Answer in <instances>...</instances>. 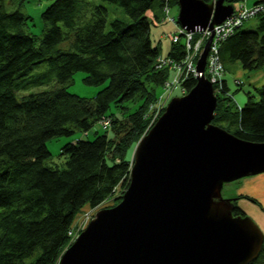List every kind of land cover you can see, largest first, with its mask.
Returning a JSON list of instances; mask_svg holds the SVG:
<instances>
[{"label":"trees","instance_id":"16d2710c","mask_svg":"<svg viewBox=\"0 0 264 264\" xmlns=\"http://www.w3.org/2000/svg\"><path fill=\"white\" fill-rule=\"evenodd\" d=\"M104 1L122 6L128 19L108 22V8L96 0H53L42 11V32L34 34L32 16L0 0V264H58L71 232L77 233V217L116 201L129 185L133 155L127 156L128 149L146 131L156 89L165 88L171 69L158 65L160 46L150 37L146 12L154 0ZM159 1L164 9L178 4ZM254 4L261 5L253 15L257 26L243 29V22L219 40L222 64L239 61L248 70L264 66V0ZM184 47L181 39L173 40L167 57L181 61ZM43 61L45 70L30 73ZM77 70L86 72V83L106 85L91 97L70 92ZM52 78L58 86L18 94ZM196 81L192 74L184 77V93ZM214 90L219 93L212 121L239 138L264 141V83L235 107L224 79ZM112 104L120 115L108 112ZM104 117L110 118L106 125ZM97 124L105 127L103 133L97 129L92 139L62 146L63 167L44 163L51 156L48 139L76 130L88 133ZM234 201L233 213L246 214ZM249 264H264V242Z\"/></svg>","mask_w":264,"mask_h":264},{"label":"water","instance_id":"95a60500","mask_svg":"<svg viewBox=\"0 0 264 264\" xmlns=\"http://www.w3.org/2000/svg\"><path fill=\"white\" fill-rule=\"evenodd\" d=\"M178 6L177 21L188 30L212 29L235 8L225 0ZM211 38L196 61L195 85L173 96L137 142L122 200L97 210L58 264H249L258 256L263 230L250 215L233 213L222 188L264 171V141L212 121L218 100L204 72Z\"/></svg>","mask_w":264,"mask_h":264},{"label":"rangeland","instance_id":"374dc122","mask_svg":"<svg viewBox=\"0 0 264 264\" xmlns=\"http://www.w3.org/2000/svg\"><path fill=\"white\" fill-rule=\"evenodd\" d=\"M52 1L53 0H7V6L9 7V9L19 8L24 14L32 16V18L29 19L30 30L34 34H39L40 32H42V29L44 27V22L41 17L42 11ZM244 1L247 4L246 2L247 0H244ZM96 2H102L108 8V15H107L108 22H110V20L115 17L128 19V15L122 6L115 4V3L108 2V1H104V0H96ZM252 2L253 0H249L250 5L253 4ZM237 3L238 2L235 3V7ZM169 9H170L169 14H166L165 9L160 6V1L154 0L153 5L146 12L149 19L151 20L150 37H151L152 43L154 45L160 46V54L162 57H167L168 51L173 41L172 34L174 32H178L179 30V22L177 21L179 6L178 4L173 5ZM171 16H174V19H172ZM256 26H257V17L252 16L249 19L244 21L241 28L250 29V28H255ZM184 40H185V36L182 35L181 41H184ZM210 47H211V43L209 45V49ZM46 68H47V62L43 61L40 64L36 65L31 70L30 73L35 74L39 71L45 70ZM222 68H223L222 74L225 73V76L228 80L229 93L232 94V102H233L234 107L237 104H242L247 99L246 89L250 87L249 77H250V73L253 72L254 70H248V69L243 68L239 61H226L225 65L223 64ZM85 75H86L85 71L77 70L73 75V80L67 86L68 90L72 93H76L81 96L91 97L94 94H96L98 90H100L103 86L106 85V83L88 84L83 79ZM173 77H174V71L171 69L170 74H169V79L172 80ZM237 77H242L244 79V82L246 83L245 84L243 83L244 85L241 84L242 80H239V79L236 80L235 78ZM180 82L181 80L179 79V81L173 84V86H171L168 91H166L163 85H160L159 87H157L156 92H157L158 98L156 99L154 103H152V105H150V110L151 111L153 110L154 112H153V115H151V119L149 121V125L146 131L141 135V137L146 134L147 130L158 119V116L160 115L159 112H161L163 109L162 107L163 104H165L166 106L173 96H179V95L184 94V90L182 86L180 85ZM58 85L59 83L57 82V80L55 78H52L43 84L30 85L26 89H21L18 91V94L21 95V94H25L28 92L42 90V89H50ZM213 87H216L215 83L213 84ZM160 95H163V97L161 98ZM156 109L157 111H159L158 115H157V111H155ZM108 112H117L118 115H120V110L113 104L111 105ZM97 129L100 131V133H103L105 130V127L97 124L92 129H90L88 133L82 130H76L74 133L70 135H57V136L51 137L50 139L47 140V145L51 152V156L45 159L44 163L49 166L63 167L65 158L63 157L62 154H60L62 150V146L66 142H69V141L72 142L78 138L92 139L94 138L95 131ZM134 149L135 147L133 148L131 147L130 149H128V152H127L128 157H132V155L134 154ZM256 174H259V173H256ZM253 175L255 174L247 175V176L224 183V186L222 188V194L224 197L233 199L234 203H235L234 200H237V204L241 206V208L246 212V214L250 215L256 221L253 215L249 213L251 209V203H250L251 199L249 200V198H245V197L236 198L238 195H247L243 192H240L242 189L241 187ZM122 194L119 197V199H117L116 201H113V200L105 201L99 206L90 207L84 210L77 217L75 221V224H77L75 231H77V233L71 232L72 235H71L69 244H71L74 241L77 235L81 232L78 230H82L84 228V226L91 220V218L94 216L97 210H99L102 207H111V206L118 204L122 200ZM252 198H253L252 201L258 203V206L261 207L259 200L255 197H252ZM240 203H242L245 207H243ZM84 221H86V223Z\"/></svg>","mask_w":264,"mask_h":264},{"label":"built area","instance_id":"2783aa9c","mask_svg":"<svg viewBox=\"0 0 264 264\" xmlns=\"http://www.w3.org/2000/svg\"><path fill=\"white\" fill-rule=\"evenodd\" d=\"M261 8L260 4H254L251 6H248L244 0L239 1L236 4L235 10L231 14V17L225 18L221 23H218L214 27V31L211 30H204L202 34H198V40L194 42L193 44L190 43L188 40L187 43V51L185 54V57L181 61L173 60L169 57H159L158 58V65L159 66H168L170 69H172L175 73L172 80L168 79L165 83V89L168 91L173 84L180 80H182L184 77L192 74L196 77V59L201 51V45L202 43L212 34V43L211 47L209 49L208 57H207V70H206V77H208L211 82L218 87H220V84L222 82V67L223 64L218 60L217 50H218V42L221 38L231 34L234 29L241 25L245 20L253 16L259 9ZM169 6H165V12L166 14H169ZM173 19V16H171ZM183 30V29H181ZM187 36H194L195 33H186ZM181 83V82H180ZM162 98L163 95H160ZM162 106V105H161ZM165 104H163L162 107H164ZM157 111V109L155 110ZM153 115V110L151 111ZM157 111V115H158ZM160 113V112H159ZM156 115V117H157ZM157 119V118H156ZM110 118L104 117L102 123L104 125L109 123ZM87 221V220H86ZM86 221H84L86 223ZM84 223V225H85ZM88 224V223H87ZM86 224V225H87ZM85 225V226H86ZM84 226V227H85Z\"/></svg>","mask_w":264,"mask_h":264},{"label":"crops","instance_id":"0c3cea01","mask_svg":"<svg viewBox=\"0 0 264 264\" xmlns=\"http://www.w3.org/2000/svg\"><path fill=\"white\" fill-rule=\"evenodd\" d=\"M255 1L256 0H253V2H252L253 4H251V5H254ZM246 2H247L248 6H251L249 4V0H247ZM223 79L226 81V83L228 85V80L225 76V73L223 74ZM235 79L236 80L237 79L242 80L241 84L246 83V82H244V79L242 77H237ZM249 80H250V83H249L250 87H248L246 89V92L250 91L255 86H260L261 84H263L264 83V66L261 68H258V69H254V71L250 73ZM228 87H229V85H228ZM239 105H241V104H239ZM241 188L243 190L241 189L240 192H243V193H245L251 197H255L259 200L261 207L258 206V203L249 199L251 201L250 202L251 203V209H250L249 213H251V215H253V217L259 223V225L261 226V228L264 232V172L251 176V178L248 179V181L245 182V184ZM238 202H240V201H238ZM240 204L243 207H245L242 203H240Z\"/></svg>","mask_w":264,"mask_h":264},{"label":"bare ground","instance_id":"6f19581e","mask_svg":"<svg viewBox=\"0 0 264 264\" xmlns=\"http://www.w3.org/2000/svg\"><path fill=\"white\" fill-rule=\"evenodd\" d=\"M226 3V2H225ZM189 14H190V16L193 18V20L194 21H197V22H199L200 24H202V21H204L205 19H204V17H202L201 16V14H197V11H196V14H195V12L193 11L192 13L191 12H189ZM194 15H196V16H194ZM231 16V15H230ZM229 17V16H228ZM228 17H226V18H228ZM173 19H174V16H173ZM217 24H215L214 26H213V28L211 29L209 26H207V27H205V28H201V26H196L195 27V30H188L187 29V27L186 26H181L180 24H179V30H178V32H174L173 34H172V38H173V40L174 41H178V40H180L181 39V36L183 35V36H185V40L183 41L184 42V44H185V51H187V43H188V40L190 41V43L191 44H193L194 42H196L197 40H198V37H196L195 38V36H187L186 35V33H192V32H194L195 34H202L203 32H204V30H211V31H214L215 29H214V27L216 26ZM181 29H183V30H181ZM208 40V38L202 43V45H201V49H203V47H204V45H205V43H206V41ZM210 43H212V38H211V42ZM201 52V51H200ZM200 52H199V54H198V56H197V59H198V57H199V55H200ZM208 56V55H207ZM197 59H196V61H197ZM206 64H207V59H206ZM206 66L207 65H205V75H206V70H207V68H206ZM196 72L198 73V71H197V69H196ZM197 76V75H196ZM214 92H215V94L217 95L218 93H219V91L218 90H214ZM186 93V92H185ZM218 98V97H217ZM196 108V107H195ZM195 111V110H194ZM197 111H199V110H197ZM198 113H200V112H198ZM198 113H197V115H198ZM200 115V114H199ZM197 117V116H196ZM199 118V117H198ZM198 118H197V120H198ZM196 119V118H195ZM193 120V119H192ZM149 130V129H148ZM147 130V131H148ZM184 130V129H183ZM259 173H263V172H259ZM260 226V225H259ZM262 229V228H261ZM75 240V239H74Z\"/></svg>","mask_w":264,"mask_h":264}]
</instances>
